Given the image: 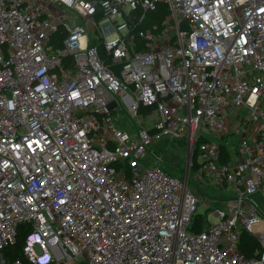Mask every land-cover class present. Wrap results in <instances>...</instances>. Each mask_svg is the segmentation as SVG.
Segmentation results:
<instances>
[{"label":"built area","instance_id":"2783aa9c","mask_svg":"<svg viewBox=\"0 0 264 264\" xmlns=\"http://www.w3.org/2000/svg\"><path fill=\"white\" fill-rule=\"evenodd\" d=\"M165 139L232 190L199 231ZM0 264H264V0H0Z\"/></svg>","mask_w":264,"mask_h":264},{"label":"rangeland","instance_id":"374dc122","mask_svg":"<svg viewBox=\"0 0 264 264\" xmlns=\"http://www.w3.org/2000/svg\"><path fill=\"white\" fill-rule=\"evenodd\" d=\"M64 14L69 22L70 27H74L76 24H79L78 15L71 9L64 7ZM117 120L115 121V126L122 130L126 131L130 138H135L137 136L136 119L128 115L125 111L116 110ZM150 119L156 117L155 114H151ZM141 125H149L147 122L148 119L143 116H139L138 119ZM202 133V131H200ZM206 137L211 141H216L217 143H224L230 149L231 154L238 151L240 147V135L239 134H228L224 137H214L211 134L204 133ZM163 145H154V149L159 148L158 153L160 152L161 161L157 163L165 173L173 177H179L183 180L186 174L187 187L199 200L196 204V210L194 216L196 215L201 219L202 223L207 225L208 221L213 220V216L210 213V209L215 205L214 200L211 203H207L208 198L213 199L215 197H223L226 195H231L232 190L226 187H216L207 184L205 181H201L195 169L192 166L187 164L189 157L186 153L187 143L184 139H174L169 140L165 139L162 142ZM253 197L257 198L259 195L254 193Z\"/></svg>","mask_w":264,"mask_h":264},{"label":"trees","instance_id":"16d2710c","mask_svg":"<svg viewBox=\"0 0 264 264\" xmlns=\"http://www.w3.org/2000/svg\"><path fill=\"white\" fill-rule=\"evenodd\" d=\"M166 13H167L166 6L164 4H159V5H157L156 10H153V11L149 12L148 14L151 16L152 22H160L163 20ZM53 38L55 39L56 35H54ZM195 160H196V153L194 152L193 156H192V162H193L192 167L195 169V173H197L198 177H200V180L207 182L206 180L202 179L204 177L203 175L198 174L197 164H196ZM179 177L181 178V175ZM202 224L203 223H202L201 219L195 215V216H193L192 223H191L189 229L191 231H199L202 229ZM24 233H25L24 227H20L18 230V234L16 236L15 242L5 249L6 257L8 259H11V258H14V257L20 255V248H21L22 243H23ZM239 247H240L241 251L246 256H249V257L253 256V255H258V253L260 252V246H259L258 242L256 241V239L253 236H251L247 232H243L241 234V238L239 241Z\"/></svg>","mask_w":264,"mask_h":264},{"label":"water","instance_id":"95a60500","mask_svg":"<svg viewBox=\"0 0 264 264\" xmlns=\"http://www.w3.org/2000/svg\"><path fill=\"white\" fill-rule=\"evenodd\" d=\"M187 162H188V160H187ZM186 181H187V179H186V174H185V177L183 179V183H186Z\"/></svg>","mask_w":264,"mask_h":264}]
</instances>
